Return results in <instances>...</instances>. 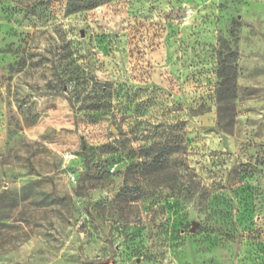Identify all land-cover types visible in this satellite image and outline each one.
<instances>
[{
    "label": "rangeland",
    "instance_id": "rangeland-1",
    "mask_svg": "<svg viewBox=\"0 0 264 264\" xmlns=\"http://www.w3.org/2000/svg\"><path fill=\"white\" fill-rule=\"evenodd\" d=\"M68 5L0 0V264H264V0Z\"/></svg>",
    "mask_w": 264,
    "mask_h": 264
},
{
    "label": "trees",
    "instance_id": "trees-1",
    "mask_svg": "<svg viewBox=\"0 0 264 264\" xmlns=\"http://www.w3.org/2000/svg\"><path fill=\"white\" fill-rule=\"evenodd\" d=\"M104 1H111V0H69V9L71 12H78L84 10H91L97 7L101 2ZM220 82H219V89H218V101L219 102H228L227 107L229 110L232 111V101L235 98L236 92V69L232 66L228 67L219 74ZM221 111V109H220ZM230 122H233V115H229ZM223 123V118L219 117V125ZM168 153L163 152V155L159 157L162 160V164L165 165L168 162Z\"/></svg>",
    "mask_w": 264,
    "mask_h": 264
}]
</instances>
